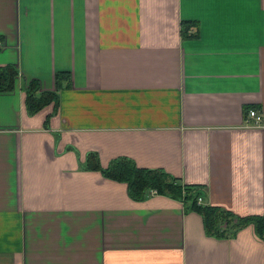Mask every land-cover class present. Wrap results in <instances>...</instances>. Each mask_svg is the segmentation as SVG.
<instances>
[{
  "label": "crops",
  "instance_id": "obj_1",
  "mask_svg": "<svg viewBox=\"0 0 264 264\" xmlns=\"http://www.w3.org/2000/svg\"><path fill=\"white\" fill-rule=\"evenodd\" d=\"M0 41L18 72L0 91V264H264L251 224L207 234L179 199L83 165L127 156L264 215V0H0ZM59 71L55 110L27 112L24 84Z\"/></svg>",
  "mask_w": 264,
  "mask_h": 264
},
{
  "label": "trees",
  "instance_id": "obj_2",
  "mask_svg": "<svg viewBox=\"0 0 264 264\" xmlns=\"http://www.w3.org/2000/svg\"><path fill=\"white\" fill-rule=\"evenodd\" d=\"M187 25L182 22V29ZM16 74L18 72L13 64L0 65V91L12 87ZM64 75L66 76L63 72H56L54 90H40L35 79L24 84V105L27 112H35L49 102H52L54 111L57 88L60 87L59 79ZM83 165L99 170L105 177L124 182L127 195L132 199H142L150 193H161L179 199L185 209L194 210L201 216L203 229L207 234L230 235L234 230L251 224L255 235L264 242L263 214L238 216L223 207L198 202L197 197L203 195L198 185L181 183L161 168L138 167L127 156L114 157L105 166H99L93 151L87 152Z\"/></svg>",
  "mask_w": 264,
  "mask_h": 264
},
{
  "label": "built area",
  "instance_id": "obj_3",
  "mask_svg": "<svg viewBox=\"0 0 264 264\" xmlns=\"http://www.w3.org/2000/svg\"><path fill=\"white\" fill-rule=\"evenodd\" d=\"M185 34H192L194 32V30L188 26L186 28H184V31H183ZM2 46V43L0 41V47ZM247 116L248 117H251L253 119V122H258L259 118H260V113L257 112V110L253 107H249L247 108V112H246ZM197 201L198 202H201V197L198 196L197 197Z\"/></svg>",
  "mask_w": 264,
  "mask_h": 264
}]
</instances>
